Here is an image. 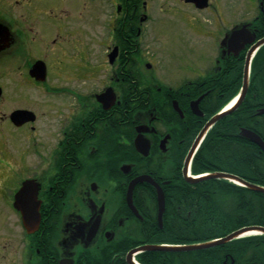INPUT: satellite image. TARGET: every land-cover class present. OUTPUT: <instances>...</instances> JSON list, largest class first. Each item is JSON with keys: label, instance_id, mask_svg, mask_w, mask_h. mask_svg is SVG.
Listing matches in <instances>:
<instances>
[{"label": "flooded vegetation", "instance_id": "1", "mask_svg": "<svg viewBox=\"0 0 264 264\" xmlns=\"http://www.w3.org/2000/svg\"><path fill=\"white\" fill-rule=\"evenodd\" d=\"M93 1L108 18L95 69ZM79 2L0 0V264H129L130 251L156 244L136 245L149 240L152 216L160 225L158 195L166 209L167 194L189 182L194 146L190 176L209 131L247 96L248 120L264 116V0ZM161 14L186 19L188 44L201 54L191 70L172 71L162 46L153 49ZM257 59L263 64L254 71ZM37 63L44 78L32 72ZM228 124L220 135L236 134L264 153L242 130L264 141L258 132L228 133ZM138 177L145 180L131 188ZM23 188L24 206L33 198L39 210L33 231L15 206Z\"/></svg>", "mask_w": 264, "mask_h": 264}, {"label": "trees", "instance_id": "2", "mask_svg": "<svg viewBox=\"0 0 264 264\" xmlns=\"http://www.w3.org/2000/svg\"><path fill=\"white\" fill-rule=\"evenodd\" d=\"M262 64L263 60L257 59L253 70L257 71ZM231 117H225L209 131L194 157L191 172L193 175L227 172L264 187V153L236 134L218 132V126L229 123L228 133H236L238 126H244L264 137V116L248 120L247 96ZM233 127L235 130H231ZM149 224V240L136 245H191L221 239L244 227H264V193L227 179L184 182L179 190L167 194L163 226L160 227L155 215ZM137 261L140 264H264V234L186 252L145 250L137 255Z\"/></svg>", "mask_w": 264, "mask_h": 264}, {"label": "water", "instance_id": "3", "mask_svg": "<svg viewBox=\"0 0 264 264\" xmlns=\"http://www.w3.org/2000/svg\"><path fill=\"white\" fill-rule=\"evenodd\" d=\"M193 1H195L200 7H205L207 5V0H193ZM247 71H248V65L246 66V73H247ZM32 72L38 78H40L41 76H42V78H44V76H45V71L43 69V64L42 63H37L34 66V69H33ZM247 87H248V81L245 80V89H244V92H243L241 98L244 97V95L246 93V90H247ZM104 95H106V94H103L100 97H104ZM228 112L229 111H226L224 113L217 114L214 117H212L209 120V122L205 125L201 135L207 129H209L212 125H214L219 119H221L223 116H225ZM263 112H264V110H263ZM22 113L25 115L26 120L32 121V122L35 120L34 115H33L32 112L23 111ZM242 132H243L244 136L248 140H250L253 143H255L258 146H260L262 148L263 152H264V141L262 140V138L259 135H257L256 133H254L253 131L248 130V129H243ZM194 148H195V146H194ZM194 148L191 150V152H190V154H189V156L187 158V163H186V168H185V170H187L185 175H187L186 178H187V180L189 182L193 183V182H197V181H200V180H203V179H206V178L227 179V180H230V181L235 182L237 184H240L242 186L248 187L251 190L264 193V187L263 186L250 183V182H248V181H246V180H244V179H242V178H240V177H238L236 175L229 174V173H224V172L211 173V174L204 175V176H201V177H198V178L190 176V174L188 173L189 172L188 169H189V165H190L189 163H190V161L192 159V154L194 152ZM144 180H145L144 177H138L137 179L134 180V183L131 185V188H133V186L137 182H141V181H144ZM25 191H26V189L23 188L22 190H20L18 192V194L16 195L15 206L18 208V210H20L22 212L26 227L29 230L33 231V230H35L37 228V226L40 223L39 210L37 209V206L34 205V202H32V201H34L33 198H30V201H29L30 202V206H28V207L24 206V201H25V197H26ZM158 200H159L158 218H159L160 225H162V218H163V214L165 212V197L162 194H159L158 195ZM250 231H257L258 233H256V234H264V227H262V226H248V227H244L242 229H239V230L231 233L230 235H228V236H226L224 238H221V239H218V240L209 241V242H206V243L191 244V245H162V244L161 245H159V244L143 245V246H140L138 248L133 249L132 251H130L128 253L127 262L129 264H138L134 260L133 256H134V254H137V253L145 251V250L175 251V252H186V251L199 250V249L209 248V247H213V246H216V245L228 243V242H230V241H232L234 239H238V238H241L243 236H246L245 233L250 232Z\"/></svg>", "mask_w": 264, "mask_h": 264}, {"label": "rangeland", "instance_id": "4", "mask_svg": "<svg viewBox=\"0 0 264 264\" xmlns=\"http://www.w3.org/2000/svg\"><path fill=\"white\" fill-rule=\"evenodd\" d=\"M74 1L76 2V8L82 7L83 3H80L79 0ZM98 3L99 2L95 3V1H93V8L91 12L94 32L92 34V41L90 44L91 58L89 60L90 65L93 66L94 69L101 58V54L104 49L103 47H105L102 45V40L104 39L102 33L105 29L102 27L101 23L108 20V18L103 17L101 13L97 11L96 6ZM205 17H207V15H205ZM205 17L204 19L201 18L200 21L203 25L208 26L210 24L207 23ZM185 22L186 19L182 15L178 17L174 15L161 14V16L159 15L152 25L154 31L156 32L155 40L157 41L153 49L157 51L160 46H162L161 51L163 55V64L167 67H171V70H174V72L182 70L183 66H185L186 69L191 70L195 65H197L199 59L201 58V54L199 52L200 49L188 44L190 35L183 28L186 26ZM81 25L83 26L84 22ZM109 42L111 43L112 41L109 40ZM100 79L101 77H97V81ZM47 104L48 103L45 101V103L39 102L38 105H33L37 108V110L41 111V105ZM28 150V152L32 154L33 146L29 145ZM247 236L249 235L243 237Z\"/></svg>", "mask_w": 264, "mask_h": 264}, {"label": "bare ground", "instance_id": "5", "mask_svg": "<svg viewBox=\"0 0 264 264\" xmlns=\"http://www.w3.org/2000/svg\"><path fill=\"white\" fill-rule=\"evenodd\" d=\"M236 101H237V99L232 101V103H230V105L228 106V109H231L234 106V104L236 103ZM256 233H258V232L257 231H250V232L245 233V235H252V234H256Z\"/></svg>", "mask_w": 264, "mask_h": 264}]
</instances>
